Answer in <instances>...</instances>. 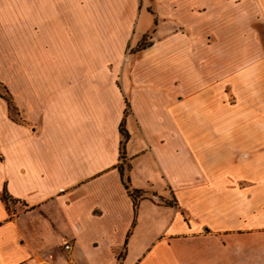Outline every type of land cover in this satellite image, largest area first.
Masks as SVG:
<instances>
[{"label":"crops","instance_id":"obj_1","mask_svg":"<svg viewBox=\"0 0 264 264\" xmlns=\"http://www.w3.org/2000/svg\"><path fill=\"white\" fill-rule=\"evenodd\" d=\"M0 87V264H264V0H0Z\"/></svg>","mask_w":264,"mask_h":264},{"label":"trees","instance_id":"obj_2","mask_svg":"<svg viewBox=\"0 0 264 264\" xmlns=\"http://www.w3.org/2000/svg\"><path fill=\"white\" fill-rule=\"evenodd\" d=\"M120 132H121V134H122V136H123V141H122V143H121V149H120V151L122 152V150H123V147H124V142L127 140V138H128V135H127V133H126V131H125V129H124V125H123V121H122V123L120 124ZM126 188H127V186H126ZM130 195H131V197L133 198V201H134V204H135V202H136V197L133 195V193H130ZM3 200L8 204V202H10V200L5 196V195H3Z\"/></svg>","mask_w":264,"mask_h":264},{"label":"rangeland","instance_id":"obj_3","mask_svg":"<svg viewBox=\"0 0 264 264\" xmlns=\"http://www.w3.org/2000/svg\"><path fill=\"white\" fill-rule=\"evenodd\" d=\"M148 44H149V36L143 37L141 39V41L138 43L137 47H135V49L130 51L129 53H131L133 51H136V50H139V49H142V48L148 46ZM0 93H5L4 90L1 87H0ZM8 205L10 207L13 206V204L11 202H8Z\"/></svg>","mask_w":264,"mask_h":264},{"label":"built area","instance_id":"obj_4","mask_svg":"<svg viewBox=\"0 0 264 264\" xmlns=\"http://www.w3.org/2000/svg\"><path fill=\"white\" fill-rule=\"evenodd\" d=\"M64 249H65L66 251L70 250V245H69V244H66V245L64 246ZM69 264H72V263H69Z\"/></svg>","mask_w":264,"mask_h":264}]
</instances>
